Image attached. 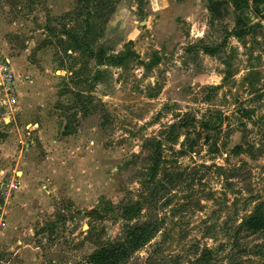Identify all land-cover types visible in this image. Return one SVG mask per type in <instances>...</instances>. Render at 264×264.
I'll return each mask as SVG.
<instances>
[{
    "label": "rangeland",
    "instance_id": "1",
    "mask_svg": "<svg viewBox=\"0 0 264 264\" xmlns=\"http://www.w3.org/2000/svg\"><path fill=\"white\" fill-rule=\"evenodd\" d=\"M6 60L0 264H264V0H0Z\"/></svg>",
    "mask_w": 264,
    "mask_h": 264
},
{
    "label": "trees",
    "instance_id": "2",
    "mask_svg": "<svg viewBox=\"0 0 264 264\" xmlns=\"http://www.w3.org/2000/svg\"><path fill=\"white\" fill-rule=\"evenodd\" d=\"M211 1V0H210ZM204 52L213 54L214 50L209 47L203 48ZM159 146V145H158ZM158 159L161 158L159 148L156 151ZM151 177L148 181L143 183L144 189L151 190L150 195L153 193V188L149 187L153 183V180L157 175V168L154 167L151 172ZM146 201L145 198H143ZM127 220L132 219L134 215L141 213L142 209L140 203L130 204L125 208ZM123 217V218H124ZM124 218V219H125ZM249 230L258 231L264 227V206L261 205L255 212V214L249 217L245 224ZM153 231H156L155 224H136L128 225L124 227V235L118 242H112L108 247H102L94 251L88 257V264H121L132 253L140 249L143 245L149 243L152 239Z\"/></svg>",
    "mask_w": 264,
    "mask_h": 264
},
{
    "label": "built area",
    "instance_id": "3",
    "mask_svg": "<svg viewBox=\"0 0 264 264\" xmlns=\"http://www.w3.org/2000/svg\"><path fill=\"white\" fill-rule=\"evenodd\" d=\"M8 63L9 62L6 60L3 63V64H5L4 66L0 64V79H3L4 84H10L12 82V79H13V73H12L10 67L8 66Z\"/></svg>",
    "mask_w": 264,
    "mask_h": 264
}]
</instances>
